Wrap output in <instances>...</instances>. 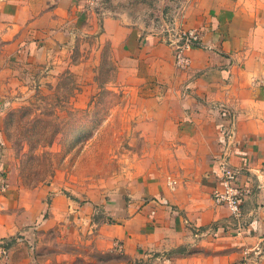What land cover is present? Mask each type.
<instances>
[{
    "label": "rangeland",
    "instance_id": "obj_1",
    "mask_svg": "<svg viewBox=\"0 0 264 264\" xmlns=\"http://www.w3.org/2000/svg\"><path fill=\"white\" fill-rule=\"evenodd\" d=\"M105 6L142 12L139 0H47L38 36L0 46V203L10 194L19 201L0 206V233L12 226L0 237L10 246L0 264H152L154 255H132L109 238L151 202L146 187L158 186L157 198L213 197L221 137L239 108L190 95L178 78L188 67L175 57L155 66L115 46L104 34ZM162 17L173 21L155 6L143 26L165 45ZM39 201L46 210L33 220Z\"/></svg>",
    "mask_w": 264,
    "mask_h": 264
},
{
    "label": "crops",
    "instance_id": "obj_2",
    "mask_svg": "<svg viewBox=\"0 0 264 264\" xmlns=\"http://www.w3.org/2000/svg\"><path fill=\"white\" fill-rule=\"evenodd\" d=\"M46 1L1 3L0 46L11 48L28 43L32 32L38 36ZM158 1L159 5L157 0H139L142 12L132 18L127 10L109 11L105 6L104 34L115 46L133 56L146 57L157 66L173 64L174 52L163 40L165 45L146 32L143 25L150 20L145 19L146 12L155 6L163 7L165 12L170 11L171 22L178 27L202 31L204 47L190 53V65L178 71V78L192 96L219 99L239 108L235 126L229 123L234 136L231 160L240 171V184L250 192L242 200L243 225L237 235L236 221L228 208L216 204L210 195L184 193L176 199L177 195L162 193L164 198H157L161 191L150 184L146 192L151 202L137 204L134 215L123 219L109 238L119 241L124 251L132 255H154L152 264H239L246 250L254 252L264 243V0ZM161 22L167 21L162 17ZM152 75L162 79L157 68ZM223 141L224 136L222 151ZM215 179L218 185V177ZM3 197V209L14 210L18 206L14 194ZM41 201L33 220L46 210ZM86 218L80 211L76 222L85 227ZM96 225L94 235L102 237L106 223ZM11 230L12 226L5 227L0 237L11 235ZM248 264H264V253H251Z\"/></svg>",
    "mask_w": 264,
    "mask_h": 264
},
{
    "label": "built area",
    "instance_id": "obj_3",
    "mask_svg": "<svg viewBox=\"0 0 264 264\" xmlns=\"http://www.w3.org/2000/svg\"><path fill=\"white\" fill-rule=\"evenodd\" d=\"M86 4L94 7L99 0H83ZM162 40L172 48L175 61L180 68H187L190 65V53L194 49L204 47L202 43V31L196 27L180 28L173 22L164 23ZM225 149L215 159V174L218 177V185L213 193V200L218 205L226 206L232 219L236 221L235 233L239 235L242 228V200L249 189L243 187L239 182V169L233 165L230 146L233 143V133H224ZM229 140V141H228ZM264 242V241H263ZM10 250L9 242H0V258L7 257ZM245 256L239 264H248L251 253H264V243L252 251H245Z\"/></svg>",
    "mask_w": 264,
    "mask_h": 264
}]
</instances>
